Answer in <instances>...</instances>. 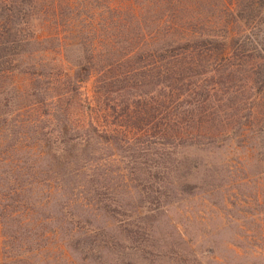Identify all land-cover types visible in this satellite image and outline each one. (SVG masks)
Instances as JSON below:
<instances>
[{"label":"rangeland","instance_id":"obj_1","mask_svg":"<svg viewBox=\"0 0 264 264\" xmlns=\"http://www.w3.org/2000/svg\"><path fill=\"white\" fill-rule=\"evenodd\" d=\"M106 1L36 0V11L56 9L39 14L37 39L52 34L61 45L87 44ZM195 1L196 13L228 26L237 57L219 74L187 77L180 93L171 83L169 116L178 113L185 140L159 141L149 127L147 136H118L126 142L117 156L115 147L96 156L104 165L73 178L90 182L73 195L53 190L47 173L55 168L45 154L53 144L59 155L61 127L74 140L75 127L88 122L80 106L92 96L95 75L76 86L78 108L70 89L36 77L45 69L26 71L28 30L18 26L22 44L0 53V264H264V0ZM6 31L0 24V41ZM57 40L30 50L57 48ZM54 59L46 61L53 66ZM25 174L41 183L30 192V218Z\"/></svg>","mask_w":264,"mask_h":264},{"label":"trees","instance_id":"obj_2","mask_svg":"<svg viewBox=\"0 0 264 264\" xmlns=\"http://www.w3.org/2000/svg\"><path fill=\"white\" fill-rule=\"evenodd\" d=\"M0 1H3L0 6V24L4 31L8 28L6 36L2 35L4 38L0 41V53L7 52V46L22 44L17 40L18 26L21 23L25 25L28 34L23 42L25 55L30 58L26 71L36 69L35 66L45 69L44 74H36V77L43 76L54 86L70 89L66 96L70 93L76 99L78 108L81 101L76 98V86L95 75L92 96L80 106L88 122L75 127L77 139L74 140L67 139L68 131H71L65 126L61 127L58 133L61 140L57 142L59 155L55 153L53 144L48 145L51 151L45 154V163L49 164L47 167L55 168H50L47 173L52 175L53 190L70 195L86 189L90 183L75 184L73 178L86 176L87 171L104 165L94 159L96 156L101 157L113 147V155L117 156L120 144L126 142H122L118 136L124 138L130 132L147 136L146 129L149 127L150 133L157 131L155 138L159 141H184V132L175 125L178 113L174 114L175 119L173 114L169 116L172 104L170 98L175 91H182L187 77L219 74L223 64L237 57L234 56L233 36L228 26H217L208 16L196 13L194 10L200 4L194 0H107L105 12L95 19L97 29L88 30L85 35L87 38L92 35L93 38L88 39L87 44L81 41L64 45H61L56 35L48 34L47 38L41 40L36 35L40 30L34 26L35 21L41 15L45 17L50 14L49 9L54 13L55 6L36 11V0ZM100 20L103 23L101 30L98 29ZM12 27L15 30L11 36L9 28ZM79 35L83 37L82 31ZM51 39L59 42L57 48L45 46L30 50L32 46L51 43ZM71 52L75 57H70ZM51 55L56 57L51 60L55 64L53 66L46 61L47 56ZM36 57H40L37 62L34 61ZM261 61L264 62V52ZM100 63H104V66L99 67ZM56 73L60 76L58 79H62L59 84L55 83ZM171 83L175 91L168 93L172 90ZM152 90L158 92L157 97L149 92ZM62 114L66 115V112ZM98 135H102L104 141ZM50 179L46 177L43 181H50L46 184L48 188L52 186H49ZM37 185L41 186V183L35 180L34 175L25 174V218H30L31 211L36 209L30 192ZM13 195L17 196L18 193L13 192ZM97 207L107 215L104 207Z\"/></svg>","mask_w":264,"mask_h":264}]
</instances>
